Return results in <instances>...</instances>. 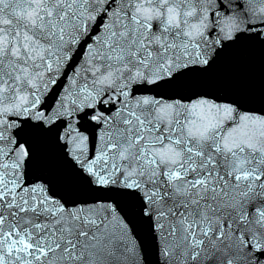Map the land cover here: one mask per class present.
<instances>
[{"label":"snow or ice","instance_id":"6c2138e0","mask_svg":"<svg viewBox=\"0 0 264 264\" xmlns=\"http://www.w3.org/2000/svg\"><path fill=\"white\" fill-rule=\"evenodd\" d=\"M0 264H264V0H0Z\"/></svg>","mask_w":264,"mask_h":264},{"label":"water","instance_id":"95a60500","mask_svg":"<svg viewBox=\"0 0 264 264\" xmlns=\"http://www.w3.org/2000/svg\"><path fill=\"white\" fill-rule=\"evenodd\" d=\"M246 61H242L238 58H230L225 62V65L222 68V73L225 75L235 74V73H247L251 69L244 67ZM47 148L44 149L45 156H47Z\"/></svg>","mask_w":264,"mask_h":264}]
</instances>
